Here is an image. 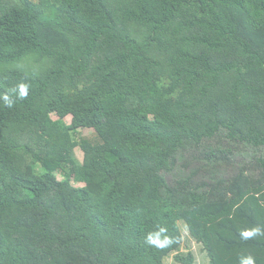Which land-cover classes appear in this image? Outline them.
<instances>
[{"label":"trees","instance_id":"trees-1","mask_svg":"<svg viewBox=\"0 0 264 264\" xmlns=\"http://www.w3.org/2000/svg\"><path fill=\"white\" fill-rule=\"evenodd\" d=\"M181 223L264 264V0H0V264H196Z\"/></svg>","mask_w":264,"mask_h":264},{"label":"rangeland","instance_id":"rangeland-1","mask_svg":"<svg viewBox=\"0 0 264 264\" xmlns=\"http://www.w3.org/2000/svg\"><path fill=\"white\" fill-rule=\"evenodd\" d=\"M52 117L54 119L59 118V114L58 113H54L52 115ZM65 120L70 123L71 121V115L65 117ZM81 134L83 136H87L89 138H95V130L93 128H82L81 129ZM75 155L79 160H83V151L81 150L80 147H76L75 148ZM60 179L64 178V175H59ZM70 179L73 180V177H71ZM73 183L75 185H82L83 183H77L75 181H73ZM182 224V233H183V237H184V242L180 248L181 251L187 252L188 250H191L194 252L195 257H196V264H203L205 261V257H204V252H202V248L201 245L198 244L195 240L191 239V237L189 236V232L187 230V228ZM176 252L171 253L165 260V264H176L175 260H174V255Z\"/></svg>","mask_w":264,"mask_h":264},{"label":"clouds","instance_id":"clouds-1","mask_svg":"<svg viewBox=\"0 0 264 264\" xmlns=\"http://www.w3.org/2000/svg\"><path fill=\"white\" fill-rule=\"evenodd\" d=\"M258 231H259L258 229H255V230H253L252 232H244L243 235H244L245 237H248V236H251V235H253L255 232H258ZM244 264H254V261H253V259H252L251 257H249V258L244 262Z\"/></svg>","mask_w":264,"mask_h":264}]
</instances>
